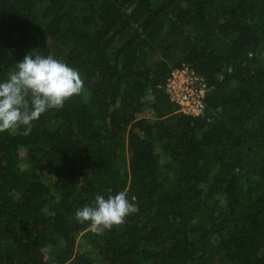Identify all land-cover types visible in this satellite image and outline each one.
<instances>
[{
	"label": "trees",
	"instance_id": "obj_1",
	"mask_svg": "<svg viewBox=\"0 0 264 264\" xmlns=\"http://www.w3.org/2000/svg\"><path fill=\"white\" fill-rule=\"evenodd\" d=\"M31 53L83 88L0 133V264H264V0H0V77ZM120 191L124 224L76 221Z\"/></svg>",
	"mask_w": 264,
	"mask_h": 264
},
{
	"label": "clouds",
	"instance_id": "obj_2",
	"mask_svg": "<svg viewBox=\"0 0 264 264\" xmlns=\"http://www.w3.org/2000/svg\"><path fill=\"white\" fill-rule=\"evenodd\" d=\"M83 80L77 69L51 55L26 54L14 69L0 77V133L23 128L32 130L34 121L51 110L60 109L73 96L81 94ZM134 199V198H133ZM138 211L126 192L96 194L91 204L78 208L75 219L88 223L95 234H102L125 223Z\"/></svg>",
	"mask_w": 264,
	"mask_h": 264
},
{
	"label": "built area",
	"instance_id": "obj_3",
	"mask_svg": "<svg viewBox=\"0 0 264 264\" xmlns=\"http://www.w3.org/2000/svg\"><path fill=\"white\" fill-rule=\"evenodd\" d=\"M191 74L186 70L177 71L168 83V89L172 92V99L181 106V111L199 114L203 110L202 100L207 90L203 80L193 72Z\"/></svg>",
	"mask_w": 264,
	"mask_h": 264
}]
</instances>
